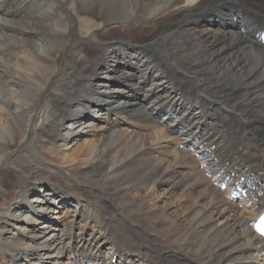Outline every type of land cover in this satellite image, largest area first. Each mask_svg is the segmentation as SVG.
<instances>
[{"label":"bare ground","instance_id":"6f19581e","mask_svg":"<svg viewBox=\"0 0 264 264\" xmlns=\"http://www.w3.org/2000/svg\"><path fill=\"white\" fill-rule=\"evenodd\" d=\"M69 1L0 0V193L20 195L5 186V168L20 152L33 159L24 179L32 191L23 192L37 194L16 202L2 195L1 264H264V240L250 227L264 209V45L257 38L264 0H72L66 8ZM213 4L216 14L197 19ZM73 17L82 43L104 47L87 64L78 56L68 60L71 79L58 80L56 62L72 43ZM162 17L173 33L155 40L98 35L124 25L152 27ZM130 48L145 53L132 58ZM170 51L182 57L181 68ZM126 79L133 83L123 85ZM177 82L194 90L181 94ZM48 87L51 126L46 108L37 107ZM132 111L143 122L163 115L166 127L129 130L119 114ZM98 130L115 144L99 148L109 138ZM89 135L98 141L76 143ZM46 148L60 165L54 154H40ZM79 166L96 183L94 210L78 211L81 194L50 174L78 184ZM212 179L227 191L238 184L249 198L234 204ZM161 183L176 195L172 208L161 204ZM38 186L46 188L43 197ZM180 207L183 216L174 211Z\"/></svg>","mask_w":264,"mask_h":264},{"label":"rangeland","instance_id":"374dc122","mask_svg":"<svg viewBox=\"0 0 264 264\" xmlns=\"http://www.w3.org/2000/svg\"><path fill=\"white\" fill-rule=\"evenodd\" d=\"M237 1H239V0H237ZM73 3H75V1H73ZM77 3L78 2H76V4ZM64 6L66 8H69L70 6H72V0L67 2V4L65 3ZM213 8H217V5L213 4L211 7L205 8L202 11V13L197 16V19H199L200 17H202L204 15H207V14H216V13L211 12V10ZM72 20H73L72 23H71L72 27H71V30L69 32V35L72 36V43L69 46H67V48H65L64 50H61V54H60L59 60L56 62V65H58V68L55 71L53 77L55 79L57 78L58 80H64V79L65 80H70L71 79V74L66 75L67 72L69 73V72L73 71L72 66L69 64L68 60H70L71 58H76L78 56L77 58H81L82 62L84 64H87L88 62H90V57L93 54H95L96 52L101 51L100 49H102V47H104L103 44L100 43V42H83L82 43L81 42V38H83L84 37L83 35H85V34H84V31L81 32V30H80V21H79V19L77 17H73ZM75 20H77V21H75ZM169 24H170L169 23V19L166 18V17L165 18L162 17V18H160L158 20V22L155 25H152V27L151 26L141 27L139 25H136V26L124 25V26H122L120 28V30L115 28V29H112V30L104 31L102 33L100 32V33H98V35L99 34L100 35H106L108 38H114V39L122 37V38H124V39H126L128 41H132L133 43L140 44L138 42V38L139 37H142V36L149 37L150 35H154L153 39L155 40L159 35H170L171 33H173V30H169L168 31V30L164 29L166 26H169ZM214 25H213V28H214L215 32L218 33V34H221V32H222L221 28L218 27L217 23H215ZM141 28H144V29H141ZM168 32L170 34H168ZM128 52H129L128 56H130L132 58H134L135 56H137L139 54H144L145 53V52L135 51V50H133L131 48L128 50ZM156 52H158V51L156 50ZM148 54H149V56L154 57V54H151L149 52H148ZM170 54L172 56V61L178 66V68H181L184 65V61H183L182 57L180 55H178L175 51H170ZM162 57H163V60H164V56L163 55H162ZM155 64H156V62H155ZM122 67L123 66L119 67V69H121ZM159 67H161V66H159ZM127 72L129 73V70H127ZM117 74L118 73L115 74V77L117 76ZM61 75L65 76V77H60ZM171 78H174V76L170 77V79ZM119 79H120V82L125 80L124 78H121V77H119ZM167 79H169V78H167ZM187 80H188V82L191 81V79H187ZM129 83H133V81H131L129 79H126V81L123 82V85H128ZM118 86H121V84L119 82H118ZM126 87H128V86H126ZM177 89H178L179 93H181V91H183V92H188V94H190V92L192 90H194L190 86H187L183 82H177ZM126 92L132 93L131 90H126ZM49 94H50V89L48 87L47 89H44V93L42 92V94H41V100L42 101H41L40 105L37 106L38 109H39V107L41 109L42 108H44V109L46 108V110H47L46 112L47 113H46L45 125H47V126H51L50 122L53 123V120H52V117H51V111L49 110V107H47V105L45 104V100L47 99V97H49ZM130 99H132V101H135L137 99V97H136V95H134L133 97H130ZM135 111H138V110H135ZM135 111L130 112V114H128V115L123 114V113L119 114L120 119H124L125 121L127 120L126 122L128 124H130L129 130H138L141 133H147V132L153 133V132H156L158 130H161V128L163 127V125L159 121H155L154 120V121H149V122H143V121L139 120L136 116H134L135 114H137V112H135ZM94 129H98V127L96 126ZM129 130L125 129V131H123L122 134H121V137L126 142V144L129 141V137H128L129 134H130ZM99 132L100 133H104V136L106 135V137H108V138L111 137L110 136L111 134L109 132H105V131H103V132L99 131ZM82 134H84V133H82ZM92 137L93 136H90V135H89L88 138L87 137L84 138V137L81 136L76 141V143L78 142V144L82 145L83 141L92 140ZM93 138L95 139V141H98L96 137H93ZM94 139H93V141H94ZM112 140H111V138H109V140L105 141V143H102L98 147L102 148V147H105L107 144L113 146L115 144L116 140H115V138H113ZM68 145H70V144L62 146L61 149L62 150L67 149L66 147H68ZM45 150H46L45 153L42 152V150L39 151L42 156H44V157L46 156L45 158H47L48 156L54 154V153L51 154V152L47 148ZM70 150L71 149H68L66 152H70ZM47 151H49V152L47 153ZM60 155H62V154H60ZM27 156L28 155H26L24 153L17 152L14 155L13 161L10 162L7 165V167L5 168L6 172L8 173L7 178L5 179V186L8 187L9 189L10 188L11 189L19 188L20 189L19 197H17V198L13 197L12 193H10V194L7 193V192L0 193V202L4 199V197L2 195L7 196L8 198H11L12 202H16V201H19V200H24L25 201L27 199L31 200V199H34L35 196H37V194H33L32 196L26 197L25 196L26 193L23 192L24 190H28V192L32 191L30 185L28 184L29 181L27 183L26 180H24L28 175L32 174V172H33L31 170L32 168L30 169L29 166H28V164L30 162H32L31 160H33V159L31 158L30 155H29V157H27ZM50 157L53 159L55 164H57V165L61 164V162L59 161V159L56 157L55 154L53 156L54 158L52 156H50ZM69 168L70 167H68V169ZM20 169H22V170H20ZM78 169L77 170H78L79 173H77L76 175L81 176V178H80L81 183H87L86 180H88L89 183H92V184H95V185L91 186V185H86V184H81V183L77 184L75 182L71 183L70 181H68V179L66 177H62L61 175H59V173H56L53 170L50 171V174H52L54 176V179L56 181V182L55 181L54 182L57 185H60V186H63V187L71 186V187H73V189L77 190V192H79L81 194V202H82V204L84 206H83V208L81 210H78V211H82L85 206H87L88 208H91V210H94V208L96 207V203H97L96 199H98L96 183L93 182V181H90L88 178H86L84 176V175H89V172L85 171L86 170L85 166H79ZM138 173L141 174L140 172H138ZM18 174H19V176H18ZM140 181L142 182L143 180H137V182H140ZM205 183H207V182H205ZM74 185H75V187H74ZM203 188H206V187L203 186ZM45 190H46V188H44L42 186H38L37 187L38 197H43ZM219 190H220V188H219ZM57 191L59 193L63 194V195H69L70 196V193H68L67 191H64V190H62L60 188L57 189ZM158 191H159V193H161L163 195L161 204H164V202H166V203L169 204L168 208H172L173 205H175L177 203V202H175L176 195L169 196L167 194L169 192V186H168L167 183L159 184ZM174 194H179V192L178 191H174ZM229 201H231V200H229ZM239 202L238 203H234V204H239ZM70 207L73 208V205L70 206ZM92 207H93V209H92ZM174 211L176 212V214H178L180 216L184 215L183 208H181V207L179 209H177V210H174ZM78 213H80V212H78ZM73 214H75V213H72V215ZM78 216L79 215H77V214L73 215L74 218H77ZM70 219H71V216L68 215L67 220H70ZM76 224L78 226H80L82 224L81 219L76 220ZM54 228H56V227H54ZM5 237L6 236H4V239H6ZM0 247L4 249V246H0ZM24 248L25 247L23 246L22 249H24ZM35 251L37 252L36 248H35V250H33L31 252V254L36 256V254H34ZM39 253H41V252H39ZM64 258H67V257H63V259ZM1 262H0V264H1Z\"/></svg>","mask_w":264,"mask_h":264}]
</instances>
